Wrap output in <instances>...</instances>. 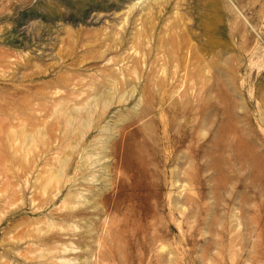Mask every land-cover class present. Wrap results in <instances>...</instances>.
<instances>
[{"label":"rangeland","instance_id":"rangeland-1","mask_svg":"<svg viewBox=\"0 0 264 264\" xmlns=\"http://www.w3.org/2000/svg\"><path fill=\"white\" fill-rule=\"evenodd\" d=\"M0 264H264V0H0Z\"/></svg>","mask_w":264,"mask_h":264}]
</instances>
